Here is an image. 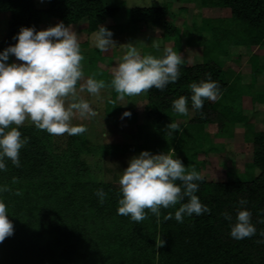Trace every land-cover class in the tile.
<instances>
[{
    "label": "trees",
    "instance_id": "16d2710c",
    "mask_svg": "<svg viewBox=\"0 0 264 264\" xmlns=\"http://www.w3.org/2000/svg\"><path fill=\"white\" fill-rule=\"evenodd\" d=\"M175 1L178 5L193 0ZM201 3L202 9H210L216 17L204 19L202 30L213 37L207 53L217 50L219 55L206 53L204 60L193 64L181 61L175 82L163 90L152 87L142 91L147 98V121L160 139L168 138L167 145H158L154 150L183 153L181 162L200 173L201 162L195 158L199 154L204 157L209 151L198 147L208 140L203 135L204 126L216 125V135L227 139L232 128L241 125L259 174L251 179L218 181L201 175L196 195L210 212L186 216L183 222H177L174 218L163 219L168 212L174 213L172 207L161 208L159 218L145 209L146 217L133 221L117 214L118 181L98 180L93 174L102 172L104 157L137 153L136 145H89L84 124H76L85 129L78 134H50L25 120L19 131L22 137H28V143L19 151L20 166L6 158V168L0 170V186L7 188L0 192V200L13 224V234L0 242V264H264V131L252 130L241 111L242 95L252 87L242 85L238 79L229 81L230 75L219 59L228 46L264 45V0ZM124 4L125 0H48L47 7L39 9L34 0H0V13L9 15L0 51L16 42L13 37L21 26L42 30L43 19L55 18L73 27L83 53L88 40L82 38L116 17ZM170 9V4L134 7L129 11V20L134 25H160L164 38L179 47V27L169 19ZM222 9L230 11L228 19L221 17ZM255 59L253 82L264 68ZM8 62H12L10 58ZM89 63H93V57L89 56ZM205 73L218 82L220 93L215 101L205 98L201 110L192 109L189 99L188 108L194 115L183 120L186 115L175 113L172 101L181 95L190 97V83L205 79ZM80 85L81 80L77 88ZM115 98L114 94L106 102L108 118L120 113ZM256 101L264 103V94ZM177 119L183 122L178 123ZM171 122L178 123L182 132L173 130L169 135L166 125ZM100 188L106 193L103 202L95 194ZM242 198L247 200L243 206L239 204ZM241 207L251 211V222L257 231L236 240L229 235L230 221L222 213L231 214L234 221L236 210ZM161 239L165 242L162 246Z\"/></svg>",
    "mask_w": 264,
    "mask_h": 264
},
{
    "label": "clouds",
    "instance_id": "9594fccd",
    "mask_svg": "<svg viewBox=\"0 0 264 264\" xmlns=\"http://www.w3.org/2000/svg\"><path fill=\"white\" fill-rule=\"evenodd\" d=\"M112 36L111 30L98 25L91 34V45L101 51L116 47ZM13 39L16 41L14 44L0 51V170L6 168V158L16 167L20 166L19 151L28 143V137H22L19 131L25 120L50 134L83 132L84 127L74 124L73 120L91 119L97 113L79 93L87 91L98 95L105 84L103 80L89 76L77 89V82L83 77V56L77 32L63 21L43 30L21 26ZM121 46L128 50L113 67L110 80L118 95H135L152 87L163 90L178 79L181 55L172 48L165 47L156 57L141 55L133 44ZM10 55L22 63H9ZM205 77L190 83V97L181 95L173 99L172 110L175 113L188 114L189 99L192 109L201 110L205 98L215 100L218 97V82L211 78L210 73H205ZM130 116V111H124L121 119ZM166 129L169 135L173 130L182 132L176 122L167 124ZM200 180L202 176L195 167H186L179 158L166 152L154 154L142 150L130 157L127 167L121 171L117 214L140 221L147 215L145 209L159 218L161 208L172 207L174 213L168 212L163 219L174 218L183 222L186 216L208 213L210 209L196 195L197 181ZM6 190V186H0V192ZM95 194L103 202L104 190L97 189ZM246 203L244 198L239 201L242 206ZM222 215L230 221L229 235L236 240L250 237L257 231L251 222L252 213L247 208L237 209L234 221L231 214ZM12 234V221L4 201L0 200V242ZM261 236L264 237V232ZM164 243L161 239L160 246Z\"/></svg>",
    "mask_w": 264,
    "mask_h": 264
},
{
    "label": "rangeland",
    "instance_id": "374dc122",
    "mask_svg": "<svg viewBox=\"0 0 264 264\" xmlns=\"http://www.w3.org/2000/svg\"><path fill=\"white\" fill-rule=\"evenodd\" d=\"M34 2L39 9L46 8L48 5V0H34ZM164 4H170L169 19L179 27V47H175L172 41L164 38L160 25L148 26L141 23L134 25L129 20V11L134 7H158ZM201 6V0L178 5L175 0H125L124 7L120 9L116 17L102 24L112 31V39L116 47H110L105 51L96 49L91 45L93 32L87 38L85 36L82 38L83 41L88 40V44L81 53L83 56L81 84L89 76L103 80L105 84L98 95L80 91L79 94L89 101L97 115L91 119L76 118L73 123L85 125L86 139L89 145L129 143L136 145L137 150L139 149L137 153L104 157L101 162L102 172L94 171L95 179L119 181L121 171L127 167L130 157L137 155L142 150H148L154 154L160 153V148H157L156 151L154 149L158 145L163 147L168 142V138L163 140L157 136L155 128L146 119V94L141 92L135 95L120 96L111 86L113 67L120 62L128 50L126 46L121 45L133 44L141 55L152 54L156 57L162 54L165 47H170L181 55V61L186 64L200 62L204 60L207 47L211 45L213 39L211 34L202 30L204 19L216 18L214 14H211L210 9H202ZM220 15L222 18L228 19L230 11L222 9ZM8 18V13H0V42L5 36ZM56 23L58 22L55 18H45L41 28L43 30L49 26H55ZM225 24H227L226 21ZM79 29L82 30L83 25L79 26ZM207 55L217 56L219 53L217 50L208 51ZM89 56L93 57L91 64ZM9 58L12 62L22 63V61H17L13 55H10ZM219 59L223 63V69L230 75L229 81L238 79L242 85L252 87L242 95L241 111L247 118L249 126H252V130L264 131V103L256 101L259 95L264 94V68L257 74L255 81H252L253 60H257L259 67H264V45L228 46L226 54L220 55ZM237 87L241 88L239 84ZM79 88L77 89L79 90ZM114 94L116 95L114 101L120 107V113L108 118L106 102L111 100ZM112 106L114 105L112 104ZM124 111H131L135 114L121 119V114ZM193 115L190 108L186 119L183 120H189ZM183 120L177 119V122L181 123ZM202 131L208 140L198 144V147L209 151L204 157L199 154L195 160L201 162L200 173L204 178L209 181L251 179L259 174V169L253 165L252 154H250L247 140H245L246 130L243 126H234L231 130V137L228 136L227 139L216 135V125H206ZM167 153L180 160L183 158V153L173 150Z\"/></svg>",
    "mask_w": 264,
    "mask_h": 264
},
{
    "label": "crops",
    "instance_id": "0c3cea01",
    "mask_svg": "<svg viewBox=\"0 0 264 264\" xmlns=\"http://www.w3.org/2000/svg\"><path fill=\"white\" fill-rule=\"evenodd\" d=\"M216 100V99H215ZM215 100H212V101H215Z\"/></svg>",
    "mask_w": 264,
    "mask_h": 264
}]
</instances>
